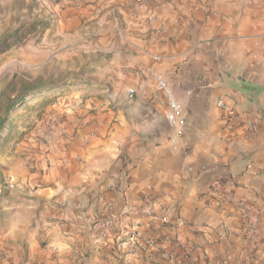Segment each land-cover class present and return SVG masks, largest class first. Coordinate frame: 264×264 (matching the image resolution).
Masks as SVG:
<instances>
[{
	"label": "crops",
	"instance_id": "1",
	"mask_svg": "<svg viewBox=\"0 0 264 264\" xmlns=\"http://www.w3.org/2000/svg\"><path fill=\"white\" fill-rule=\"evenodd\" d=\"M169 1L4 161L0 264H264V0ZM157 75L186 111L175 141Z\"/></svg>",
	"mask_w": 264,
	"mask_h": 264
},
{
	"label": "rangeland",
	"instance_id": "2",
	"mask_svg": "<svg viewBox=\"0 0 264 264\" xmlns=\"http://www.w3.org/2000/svg\"><path fill=\"white\" fill-rule=\"evenodd\" d=\"M169 2L0 0V93L5 90L12 100L34 80L50 87L26 97L7 116L0 130V168L22 142L39 149L41 135L50 134L75 100L89 98L87 89L101 80L108 60L128 52L127 39L143 34L140 26L160 21ZM163 27L164 19L155 31Z\"/></svg>",
	"mask_w": 264,
	"mask_h": 264
},
{
	"label": "built area",
	"instance_id": "3",
	"mask_svg": "<svg viewBox=\"0 0 264 264\" xmlns=\"http://www.w3.org/2000/svg\"><path fill=\"white\" fill-rule=\"evenodd\" d=\"M156 90L161 92L163 97L165 98L166 104H167V111H166V119L167 122L171 128V137L172 140L175 141L177 137H179L186 126V111L183 106V104L180 102V100L177 98L174 87L172 83L163 75H157L156 76ZM135 93V89L130 88L128 90V96L133 97ZM218 106L227 109V106L223 100L218 101ZM226 116V122L229 127L234 125L235 117L234 115L229 112H227ZM247 132L250 134H254L257 131V127L250 123L248 124ZM240 206L245 210L247 207V204L245 202H240ZM133 242H137L138 235H132L130 238Z\"/></svg>",
	"mask_w": 264,
	"mask_h": 264
},
{
	"label": "trees",
	"instance_id": "4",
	"mask_svg": "<svg viewBox=\"0 0 264 264\" xmlns=\"http://www.w3.org/2000/svg\"><path fill=\"white\" fill-rule=\"evenodd\" d=\"M16 33V32H15ZM14 37V34L11 35ZM6 41H2V44ZM1 43V42H0ZM10 45H6L5 49L8 48ZM45 88H50L48 85L39 84L37 80L29 81L23 89H21L12 100L5 97V90L0 93V112H4V116L0 115V130L5 125V121L9 113L26 97L36 94L44 90ZM4 100L7 101V104L4 106Z\"/></svg>",
	"mask_w": 264,
	"mask_h": 264
}]
</instances>
